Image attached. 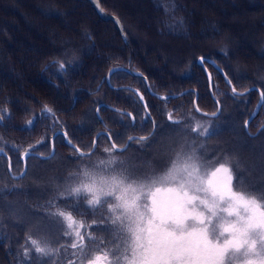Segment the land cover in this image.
I'll list each match as a JSON object with an SVG mask.
<instances>
[{
  "label": "trees",
  "instance_id": "trees-1",
  "mask_svg": "<svg viewBox=\"0 0 264 264\" xmlns=\"http://www.w3.org/2000/svg\"><path fill=\"white\" fill-rule=\"evenodd\" d=\"M101 2L108 17L91 0H0V113L11 110L0 121V149L10 155L13 173L19 175L23 153L50 154L47 138L64 126L83 151L92 149L100 130L121 147L132 135L153 133L131 141L123 152L100 135L88 156L57 138L54 155L30 156L20 178L10 175L8 159L1 155L0 264H171L170 256L188 254L180 237L162 226L147 232L140 222L133 229L127 210L112 196L104 197L95 183L108 178L153 188L174 166L178 170L187 162L178 163L190 144L197 157L211 149L207 163L220 158L215 166L229 169L237 191L264 207V129L250 136L244 127L258 102L257 91L234 97L208 64L222 107L217 117H206L195 111V95L160 100L137 76L119 72L112 77L114 86L143 92L153 122L145 120L133 91L105 83L110 68L128 67L131 59L132 68L147 75L156 93L195 88L200 109L212 113L217 103L198 63L203 55L216 60L241 91L252 86L264 90V0ZM113 16L120 19L127 40ZM59 62L69 64L66 72L59 70ZM94 101L107 105L99 114L103 123L93 111ZM44 106L53 107L63 124L52 127L43 116L37 119ZM124 111L136 114L135 124ZM28 120L34 125L22 127ZM263 123L264 103L250 132Z\"/></svg>",
  "mask_w": 264,
  "mask_h": 264
},
{
  "label": "rangeland",
  "instance_id": "rangeland-1",
  "mask_svg": "<svg viewBox=\"0 0 264 264\" xmlns=\"http://www.w3.org/2000/svg\"><path fill=\"white\" fill-rule=\"evenodd\" d=\"M187 148L178 161L185 164L174 166L157 186L143 187L150 193L108 178L98 180L96 188L127 210L133 229L142 222L147 232L162 226L180 237L188 254L170 256L171 264H264L263 205L237 191L229 169L215 166L220 158L207 163L211 149L197 157L190 153L192 144Z\"/></svg>",
  "mask_w": 264,
  "mask_h": 264
},
{
  "label": "snow or ice",
  "instance_id": "snow-or-ice-1",
  "mask_svg": "<svg viewBox=\"0 0 264 264\" xmlns=\"http://www.w3.org/2000/svg\"><path fill=\"white\" fill-rule=\"evenodd\" d=\"M94 6L96 7L97 11L100 12L101 14H106L105 13V9L102 6V2L101 0H92ZM114 22L117 24V26L120 28L121 30V35L123 36V38L125 40H127V32L124 30L123 25L120 21V19L118 17L113 16ZM88 39H92L91 35H88ZM221 52L226 56L227 55V50L226 49H221ZM117 59H119V57H117ZM209 61H211L212 66L216 69L217 72H220L221 69L219 67V65L212 60L210 57H205L203 55L198 57V62L200 64V66L202 68L205 69V75L209 81L210 86H214L213 85V77H212V73L210 71H208L207 65L209 63ZM54 63H56L54 61ZM69 68V64L65 63V62H59V70L61 72H66ZM119 72H133V74L137 77H139L143 82L145 87L148 88L149 92H151V94L153 96H155V93L151 91V85L148 83V77L147 75L140 71V72H136L134 71V69L132 68V61L131 59L128 60V67L127 68H114L111 69L110 72L105 76V83H107L109 86H112V77H114L117 73ZM225 77V82L230 86L231 88V93L232 95L235 97L237 95H244L246 92L250 91V89H244L243 91H241L231 80V78L228 76V73L224 72L222 73ZM119 90H123V89H119ZM131 91V90H129ZM259 91V95L262 99V101H264V90H258ZM195 92H189L186 93V95H195ZM136 95L138 97L139 102L143 105L144 110L147 112V115L145 116V120L148 121L151 119V111L150 109H148V105L145 99V96L143 94V92H141L139 89L136 90ZM163 99H173V97H163ZM94 103L97 104V107L93 109L94 112H96L97 114V118L100 120V123H103V120L100 119V111L101 108H105L107 107V105H103L98 101H94ZM218 107L215 111H213L211 113V115L213 117L217 116L219 111H220V107H219V102H217ZM198 108V107H197ZM112 111H120L119 109H111ZM198 110H200L198 108ZM201 111V110H200ZM123 116L127 117L128 120H130L132 122V124H135L136 120H137V116L135 113L132 112H123L122 113ZM143 115V113L141 114ZM11 116V110L8 108H5L3 110L2 113H0V121H4L6 119V117H10ZM41 116H43L44 118L48 119L51 123L50 126L54 127L57 124H63V122L59 121L57 116H56V110L51 107V106H44L43 107V112L41 114L37 115V119H39ZM249 122L247 120L244 121V127L247 129ZM34 125V120H28L26 122L25 125H22V127H27V126H32ZM101 136L105 135V133H100ZM68 136V130L66 129V126H64V128L60 131L57 132L55 134V136L53 137H48L47 141L49 142H54L57 138L62 139V141L67 144L68 143V139L66 138ZM45 141H41V143H44Z\"/></svg>",
  "mask_w": 264,
  "mask_h": 264
},
{
  "label": "water",
  "instance_id": "water-1",
  "mask_svg": "<svg viewBox=\"0 0 264 264\" xmlns=\"http://www.w3.org/2000/svg\"><path fill=\"white\" fill-rule=\"evenodd\" d=\"M212 60H214L213 58H211ZM218 65H219V67H220V69H221V71L219 72L220 74H221V76H222V78H223V80L225 81V77H224V75L222 74V73H224V72H226L225 71V69L216 61V60H214ZM199 63V62H198ZM208 64H210L211 66H212V63H211V61H209V63ZM114 68H127V67H125V66H114V67H112V68H110V70L111 69H114ZM207 68H208V66H207ZM110 70L108 71V73L110 72ZM203 70H204V72H205V69L203 68ZM134 71H136V70H134ZM208 71H210V69L208 68ZM136 72H140V71H136ZM211 72V71H210ZM107 73V74H108ZM128 73H130V74H132V75H134L133 74V72H128ZM227 73V72H226ZM135 76V75H134ZM213 77V76H212ZM148 83L150 84V82H149V79H148ZM208 83H209V81H208ZM226 83V82H225ZM213 84H214V80H213ZM227 84V83H226ZM228 85V84H227ZM229 86V85H228ZM111 88H114V89H129V90H131V91H133L135 94H136V90L138 89V88H136V87H133V86H130V85H124V86H114L113 84H112V86H110ZM230 87V86H229ZM148 89V88H147ZM231 89V88H230ZM248 89H250V91H248V92H246L244 95H246V94H248L249 92H251V91H257L258 92V95H259V91L258 90H262L261 88H259V87H257V86H252V87H250V88H248ZM140 90V89H139ZM141 91V90H140ZM149 91V90H148ZM151 91L152 92H154L155 93V96L158 98V99H160V100H165V101H168V100H170V99H163V97H173V98H177V97H179V96H181V95H183V94H185V93H187V92H189V91H193V92H195L196 94H195V98H194V109H195V111L198 113V114H200V115H203V116H206V117H213L212 115H211V113L210 112H206V111H203V110H201L200 109V107H199V105H198V90L197 89H195V88H189V89H186V90H183L182 92H180V93H177V94H171V95H162V94H159V93H156L153 89H152V87H151ZM209 91H210V93H211V95H212V97L214 98V100L216 101V103L217 102H219V100L216 98V96H215V94H214V89H213V86H210V84H209ZM142 92V91H141ZM150 94H151V92H150ZM145 96V95H144ZM238 96H241V95H238ZM145 99H146V97H145ZM146 102H147V100H146ZM263 103H264V101H262V99H261V97H260V95H259V98H258V102H257V104H256V106L254 107V109H253V111L251 112V114H250V116L247 118V121L249 122V124H248V127H247V129L245 128V130H246V132L250 135V136H256V135H258L263 129H264V123L258 128V130L255 132V133H251L250 132V123L252 122V120L257 116V114L259 113V111H260V109H261V107H262V105H263ZM147 105H148V103H147ZM201 110H198V108ZM217 107H218V104H217ZM219 107H220V111H219V113H218V115L220 114V112H221V107H222V105H221V103L219 102ZM148 109H149V107H148ZM125 112V111H124ZM146 112V111H145ZM146 114H147V112H146ZM217 115V116H218ZM217 116H215V117H217ZM151 120L154 122V118H153V116H152V113H151ZM61 130H56L54 133H53V135L51 136V137H53V136H55V134L57 133V132H60ZM100 133H105V135L108 137V139H109V141H110V143H111V145H112V147H113V149L114 150H116V151H118V152H123V151H125L127 148H128V146H129V144H130V142L131 141H133V140H136V139H138V140H146L147 138H149L151 135H152V133H153V131L149 134V135H146V136H139V135H132V136H130L128 139H127V142H126V144L124 145V146H118L115 142H114V140H113V138H112V136H111V134L108 132V131H105V130H100L97 134H96V136H95V138H94V142H93V147H92V149L90 150V151H83L78 145H76L75 143H73V141L70 139V137H69V135L66 137L67 139H68V145L70 146V147H72L79 155H81V156H88V155H90L94 150H95V148L97 147V143H98V138H99V136H100ZM54 153H55V141L54 142H51V153L50 154H48V155H43V154H40V153H36V152H32V151H25L24 153H23V155H22V160H23V162H24V169H23V171L19 174V175H15L14 173H13V170H12V160H11V157H10V155L4 150V149H0V156L1 155H4L7 159H8V169H9V173H10V175L13 177V178H20V177H23L24 175H25V173H26V171H27V160H28V158L30 157V156H37V157H39V158H41V159H48V158H50V157H52L53 155H54Z\"/></svg>",
  "mask_w": 264,
  "mask_h": 264
}]
</instances>
